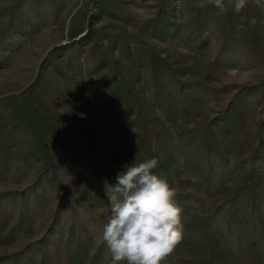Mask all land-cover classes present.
<instances>
[{"label": "rangeland", "instance_id": "rangeland-1", "mask_svg": "<svg viewBox=\"0 0 264 264\" xmlns=\"http://www.w3.org/2000/svg\"><path fill=\"white\" fill-rule=\"evenodd\" d=\"M199 2L0 0V264H112L110 185L152 157L161 264H264V8Z\"/></svg>", "mask_w": 264, "mask_h": 264}, {"label": "clouds", "instance_id": "clouds-1", "mask_svg": "<svg viewBox=\"0 0 264 264\" xmlns=\"http://www.w3.org/2000/svg\"><path fill=\"white\" fill-rule=\"evenodd\" d=\"M255 2L264 8L261 0ZM248 4L249 0H200L197 7L212 5L218 15H224L227 6L239 14ZM158 164V157L135 160L118 171L115 185H110L109 215L101 240L112 264H161L183 238V210L175 199L177 190L155 171Z\"/></svg>", "mask_w": 264, "mask_h": 264}, {"label": "crops", "instance_id": "crops-1", "mask_svg": "<svg viewBox=\"0 0 264 264\" xmlns=\"http://www.w3.org/2000/svg\"><path fill=\"white\" fill-rule=\"evenodd\" d=\"M177 3L184 5L183 7L190 5L189 0H162V8H163L162 16L168 17V15L172 14L171 9H173V6H175ZM214 11H217V10L214 9Z\"/></svg>", "mask_w": 264, "mask_h": 264}]
</instances>
